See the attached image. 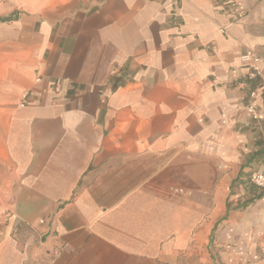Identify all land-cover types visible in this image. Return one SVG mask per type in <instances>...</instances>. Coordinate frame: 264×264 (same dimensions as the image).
Returning <instances> with one entry per match:
<instances>
[{
	"label": "crops",
	"instance_id": "0c3cea01",
	"mask_svg": "<svg viewBox=\"0 0 264 264\" xmlns=\"http://www.w3.org/2000/svg\"><path fill=\"white\" fill-rule=\"evenodd\" d=\"M237 1L0 0V264H264Z\"/></svg>",
	"mask_w": 264,
	"mask_h": 264
},
{
	"label": "built area",
	"instance_id": "2783aa9c",
	"mask_svg": "<svg viewBox=\"0 0 264 264\" xmlns=\"http://www.w3.org/2000/svg\"><path fill=\"white\" fill-rule=\"evenodd\" d=\"M171 2L173 4V10H172L170 18H171L172 23L177 24L178 14L176 13V9H177V5L180 2V0H171ZM223 2L225 3L228 13L230 15L237 16V17L244 15L245 12L242 9V7L239 5L237 0H223ZM220 32L224 34L226 31L224 28H221ZM240 61L243 64H247L250 66L251 68L250 77L259 76L260 78H262L260 87L264 92V77H263L264 58L257 55L253 50L246 49L244 53L240 56ZM249 96H250V99H252V101L255 100L257 98L256 91L250 92ZM27 97H28V92H24L21 96V103H20L21 107L26 105ZM254 108H255L254 103L251 102L250 105L248 106V109L253 110ZM249 182L255 188L264 190V173L257 172V173L252 174L249 177ZM173 191L178 192V193L181 192L180 189H174ZM58 253H59V250L53 251V255H58Z\"/></svg>",
	"mask_w": 264,
	"mask_h": 264
},
{
	"label": "rangeland",
	"instance_id": "374dc122",
	"mask_svg": "<svg viewBox=\"0 0 264 264\" xmlns=\"http://www.w3.org/2000/svg\"><path fill=\"white\" fill-rule=\"evenodd\" d=\"M263 4H264V0H263ZM261 30L263 31V33H264V24L261 26ZM249 184H250V182H249ZM251 185V184H250ZM252 186V185H251ZM254 187V186H253ZM255 188V187H254Z\"/></svg>",
	"mask_w": 264,
	"mask_h": 264
}]
</instances>
